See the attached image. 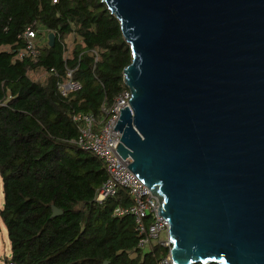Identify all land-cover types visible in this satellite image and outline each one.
Returning a JSON list of instances; mask_svg holds the SVG:
<instances>
[{
    "label": "water",
    "instance_id": "water-1",
    "mask_svg": "<svg viewBox=\"0 0 264 264\" xmlns=\"http://www.w3.org/2000/svg\"><path fill=\"white\" fill-rule=\"evenodd\" d=\"M101 1L132 53L116 148L158 197L173 262L264 264V0Z\"/></svg>",
    "mask_w": 264,
    "mask_h": 264
},
{
    "label": "trees",
    "instance_id": "trees-1",
    "mask_svg": "<svg viewBox=\"0 0 264 264\" xmlns=\"http://www.w3.org/2000/svg\"><path fill=\"white\" fill-rule=\"evenodd\" d=\"M34 23L48 39L37 60L21 58L22 35ZM72 34L78 43L65 58ZM131 59L119 20L101 0H0V219L11 245L7 262L158 264L166 254L157 244L140 248L134 217L114 215L116 205L131 202L124 189L96 201L106 169L74 142L79 134L74 113L105 118L103 106L127 88L123 69ZM65 64L81 84L69 97L48 72L51 67L63 72ZM53 206L62 213L54 216Z\"/></svg>",
    "mask_w": 264,
    "mask_h": 264
},
{
    "label": "built area",
    "instance_id": "built-area-1",
    "mask_svg": "<svg viewBox=\"0 0 264 264\" xmlns=\"http://www.w3.org/2000/svg\"><path fill=\"white\" fill-rule=\"evenodd\" d=\"M41 32L35 23L25 29L22 35L25 47L18 53L19 57L29 56L34 60L39 58L43 35ZM90 54L96 60L99 58L98 50L93 49ZM65 58H67L66 54ZM48 72L57 77V88L64 97H69L81 88L80 82L74 79V69L66 64L63 72L56 67H51ZM130 97L131 92L128 88L122 90L112 105L103 106L106 115L100 120L91 112L74 113L73 120L79 130L74 142L83 150L96 155L106 169L107 178L97 191L96 201L102 203L115 196L120 189H124L131 202L128 205H116L114 215H132L135 230L140 236L138 246L142 249H149L157 244L166 250V254L162 255L157 263L175 264L171 257L172 241L169 234V222L164 216L158 214L157 208L160 205L158 197L128 167L132 157L123 158L116 148L121 132L114 128L121 114L120 108L130 105ZM163 234H166L165 237ZM6 264L15 263L9 261Z\"/></svg>",
    "mask_w": 264,
    "mask_h": 264
},
{
    "label": "rangeland",
    "instance_id": "rangeland-1",
    "mask_svg": "<svg viewBox=\"0 0 264 264\" xmlns=\"http://www.w3.org/2000/svg\"><path fill=\"white\" fill-rule=\"evenodd\" d=\"M79 38V37H78ZM78 38L75 35H70L67 39V50L65 52L66 56L70 55L73 47L78 43ZM48 39L47 33L43 32L41 41L44 43ZM46 75V72H41L37 77H43ZM100 120V119H98ZM4 201V192H3V183L0 176V207ZM166 234H163L165 237ZM11 257V245L8 239V233L5 224L0 219V264H6L7 259Z\"/></svg>",
    "mask_w": 264,
    "mask_h": 264
}]
</instances>
